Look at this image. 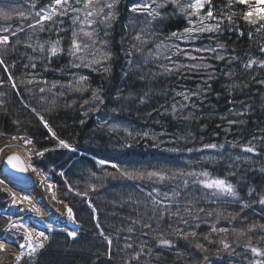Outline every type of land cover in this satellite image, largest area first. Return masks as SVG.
I'll return each instance as SVG.
<instances>
[{
  "label": "trees",
  "instance_id": "1",
  "mask_svg": "<svg viewBox=\"0 0 264 264\" xmlns=\"http://www.w3.org/2000/svg\"><path fill=\"white\" fill-rule=\"evenodd\" d=\"M32 2L0 0V7H5L12 16L7 21L0 18V29H14L21 24L25 27V31L15 37L0 31V35H9L13 42L16 39L21 41L18 45H10L3 57L9 66L8 71L5 72L4 66L0 65V93H3L0 95V148L5 142L13 141L12 137L24 136L33 141L32 145H27L32 152L49 149L43 157L33 155L32 163L55 183L57 199L68 203L81 224L78 236L73 240L63 232H52L50 242L39 251L34 264H128L140 247H144L145 254L138 262L133 260L132 264H248L253 257L244 245L251 237L253 246L264 248V240L258 238L264 235V231L257 228L246 236L238 237L231 229L247 231L249 225H264V205L258 202L264 197V140L260 139L264 137V83H261L264 81V68L259 64V61H264V51H261L264 29L257 32L255 29L259 25H250L241 18V12L247 10L246 6L233 0L230 8L229 0H212L214 14L220 15L219 10H222L226 16L235 11V23L229 26L225 20L220 33H204L198 39L185 42L169 39L172 32H182L189 26L185 17L174 14L169 4L160 9L161 18L152 21L149 32L154 35L147 36L149 43L137 45L142 48L137 52L131 49L133 44H137L133 36L141 28L148 27L147 21L151 18L130 11L143 0H120L118 18L112 27L105 29L97 25L100 38L108 41L106 49L112 53V59L106 62L110 72L104 73L83 66L71 67V57L67 55L71 37L68 17L59 26L67 29L59 33L63 37V54L49 62L41 58L42 55L47 56V51L44 54L33 51L38 43L54 41L58 36L56 28L32 35V30L27 28L28 21L19 18V11L34 12L50 0H37L36 9L31 8ZM29 35H32L31 40ZM161 42L177 43L192 55L204 56L205 59L192 61L181 54L172 56V60L161 56L159 59L150 58L145 63L144 58ZM28 43L32 44V48L26 47ZM218 44L224 45V49L219 51L225 57L223 60L215 59V53L192 51L196 47H216ZM47 47L45 43L46 50ZM129 49L133 52L132 56L126 55ZM129 59L133 61L132 69L127 63ZM250 59L258 63L245 69L244 64ZM173 62L208 63L213 67L193 71L181 68L165 73L163 66L175 67ZM32 63L36 64L35 68L25 67ZM9 74L17 85L16 89L8 80ZM79 76H87L90 85L83 93L60 87ZM209 76L213 78L209 79ZM32 79L47 80L49 84H29ZM54 81L58 83L55 89L39 92L41 87L50 88ZM95 89H100L104 104L100 106V111H90L85 117L83 112L91 105H81L84 100L91 101ZM200 89L204 91L198 97L192 96L190 101L184 102L187 107L173 114L172 105L183 102L182 97L175 95L176 92H197ZM60 92L64 95H53ZM141 100L144 102L141 103ZM33 108L36 112L32 111ZM36 113L48 121L59 139L67 141L76 151L57 147V140L50 138L51 133L43 127ZM185 116L189 118L185 119ZM110 125L127 129L133 136L129 137L123 130L110 132ZM16 140L24 143V140ZM249 141L255 146V153H245L240 147L248 145ZM208 144L218 147L205 148ZM99 160H106L108 164L101 167L97 164ZM111 164L128 170H205L213 177L231 182L239 199L213 196L201 185L190 183L187 188L181 185L180 196L176 198L181 212L185 206L194 205L191 215L183 213L188 223L170 215L161 220L159 211L153 212L152 198L148 197V193L158 188L171 194L170 190L180 181L154 185L147 181L128 180L119 176ZM61 171L65 174L63 177L59 175ZM93 172L96 176H92ZM106 172L114 175L106 176ZM89 184L95 185L96 191L88 190ZM68 185L74 190L69 192ZM77 191H88V195L86 198L77 196ZM8 198L0 189V210L6 207ZM89 200L96 207L95 216L99 217L105 235L113 240L110 248L104 237L98 234ZM244 203L250 206L244 208ZM201 208L203 212L198 211ZM175 210L174 204L172 211ZM217 211L224 215L217 216ZM229 213L232 215L229 216ZM197 216L199 219H196ZM133 221L138 223L133 224ZM144 223H150L152 228L143 227ZM213 224L217 229H229L226 240L235 248L231 255L219 251V241L225 234L213 233ZM128 227L134 229L133 233L127 232ZM177 229L195 231L197 237L183 239L176 234ZM157 233L172 241L171 247L160 245ZM196 243L204 245L208 251L196 248ZM126 244L133 246L126 249ZM149 249L150 255L147 254ZM22 264H30V260L25 259Z\"/></svg>",
  "mask_w": 264,
  "mask_h": 264
},
{
  "label": "snow or ice",
  "instance_id": "2",
  "mask_svg": "<svg viewBox=\"0 0 264 264\" xmlns=\"http://www.w3.org/2000/svg\"><path fill=\"white\" fill-rule=\"evenodd\" d=\"M120 3V0H50V2L46 4H42L38 10L34 12H24L19 11L18 16L23 21H28L27 28L32 30V35H35L37 32L43 33L45 31H51L53 28L57 30L58 38L54 41H46L45 43L48 45L47 50L45 48V43H38L37 48H33V51H39L41 54H44L47 51V56L44 57L42 55V59L46 58L49 62L53 57H57L60 54H63L65 49L62 47L63 37L59 36L60 32L67 31L64 27H59L64 24V18L68 17L71 21V37L69 41V46L67 49V55L71 57V67H88L93 71H102L104 73L110 72V66H107V61L112 59V53L106 49L108 41L106 39H101L99 35V28L97 25H102L105 29H109L112 27L113 22L118 18L117 8ZM233 0H229L228 6L231 8ZM235 3L239 5L246 6L247 10L241 12V18L246 21L250 25H259L255 30L257 32L264 29V7H259V5H264V0H255V4L252 3V0H235ZM172 5L174 9V14H180L185 17L188 23V27L184 28L182 32H172L169 39L175 40H183L185 42L198 39L204 33H220L222 31V26L227 20L228 25L231 26L235 23L233 17L236 16V12L233 11L228 15H224L222 10L220 11V15L214 14V6L212 4V0H143V3H138L135 6L131 7L130 11L134 14L145 15L146 17H150L151 19L147 21L148 27L141 28L136 35L133 36V40L137 42V44H133L131 49H136L137 52L142 51V48L137 47V45H147L149 40L147 38L148 35H154L149 32V28L151 27L152 21L161 18L160 9L165 8L168 5ZM207 7V10L205 11ZM32 9L37 8V0H33L31 4ZM195 17V19H193ZM0 18H3L5 21L12 19L11 13L6 11L5 7H0ZM3 33H9L11 36H18V33L24 32L25 27L23 24L16 28L12 27H3L0 29ZM244 33H241L243 35ZM32 35L28 36V39H32ZM108 33L105 31V36ZM20 44V39H16L14 42L10 40L9 35H0V65L4 66V71H8V65L5 64L3 57L8 53L9 46L12 44ZM99 44V46H97ZM26 47L32 48V44H26ZM129 49L126 52L127 56H132L133 52ZM224 49L223 44H218L216 47H196L192 49V51L197 53H215V59L223 60L225 57L219 54V51ZM261 51H264V47H261ZM167 53H171L168 55ZM181 54L186 55L187 59L192 61H203L205 59L204 56H196L192 55L186 49H182L179 44L172 43L168 44L165 42H161L156 45L155 50L153 52H149L148 55L144 58V62L147 63L148 60L151 59H159L161 56L164 59L172 60V56H179ZM130 69L133 67V61L129 59L127 61ZM175 64V62H173ZM258 61L254 59H250L247 63L244 64L245 69L252 68L253 65L257 64ZM260 67L264 68V61H259ZM100 65L101 67L96 68L94 66ZM35 68L36 64L32 63L31 65H25V67ZM213 65L208 63H194V64H175V67H169L167 65L163 66L165 73H172L181 68L187 69L188 71L200 70V69H210ZM230 75V74H229ZM212 76H209V79H212ZM8 80L12 82V88L16 89L17 85L15 81L12 79L11 74L8 76ZM87 76H79L73 77V81L67 85H60V87L68 88L74 92L83 93L90 86L88 83ZM29 84L32 83H42L49 84L47 80H29ZM207 83V82H205ZM264 83V81H261ZM58 86L57 82H51V87L46 89L45 87H41L39 92L44 93L45 91H51ZM210 88V85H208ZM18 90V89H17ZM204 90L200 89L197 92H176L175 95L183 98V102L178 101L172 105V112L176 114V112L183 110L188 106L187 103L191 100L192 96H199ZM3 95V93H0ZM53 95L63 96L64 93H53ZM141 103L144 101L141 100ZM53 105L55 104V100L52 101ZM75 101H73V104ZM90 104L91 106L83 112L85 117L88 116L90 111H100V106L104 104V98L100 93V89H95L92 92L91 101L84 100L83 105ZM195 105H193L194 107ZM33 112H36V109H32ZM40 122L43 124V127L51 133V137L57 140V147L67 149L69 151H76L75 148L72 147L67 141L63 139H59L56 136V133L53 132L52 128L49 126L48 121L44 119L42 115L36 113ZM239 115H242L240 113ZM188 119V116L184 117ZM84 121H81L83 123ZM229 123H238V121H230ZM239 123H243L239 121ZM125 131L129 137L133 136L131 131L127 129H121L118 125H110L108 127V131L110 132H118ZM144 136H148V133H144ZM13 140L21 139L24 140L25 145H32L33 141L30 138H25L24 136L20 137H12ZM260 139L264 140V137ZM233 147H237L236 144L232 145ZM131 147V145H128ZM209 149H217L216 144H208L204 146ZM223 148V145L219 146ZM243 152L245 153H255L256 148L249 141L248 145H241ZM54 150V149H52ZM45 151H50L49 149H45L44 151H35L29 152L28 158L31 159L32 155L43 157L45 155ZM259 155V153H256ZM237 160H240L241 157H236ZM4 162L9 165L12 169L20 173H27L29 169L31 172L37 175H42L39 170L27 163L25 160L21 159L19 155L13 154L5 157ZM97 164L101 167H104L108 164L106 160H99ZM111 167L116 169V173L119 174L122 178L133 180V181H147L151 182L154 185H165L171 184L174 181L179 180L180 183L176 184L171 190V194L169 191H161L158 188H153L152 191L148 193V197H151V204L153 205L154 214L159 211L160 219L162 220L165 215L179 217L182 222L188 223L187 220H184L183 213L188 215L192 214V206H185L183 209V213L181 212L179 203L177 201V197L180 196L181 185L183 188H187L190 183L201 185L204 189L210 190L211 195L216 197L226 196L231 197L233 199H239L238 193L236 191L235 186L227 181L226 179H222L219 177H213L208 171H185L184 169H155V170H141L134 169L128 170L126 168H122L117 164H111ZM234 174V173H230ZM60 176H64V172L61 171L59 173ZM106 176L114 175L113 173H105ZM92 176H96L93 172ZM48 179L47 176H43V180L46 181ZM99 179V177H97ZM51 188L52 186L49 185ZM74 189L71 185H68V191L71 192ZM88 190L96 191V186L89 184ZM77 196H81L86 198L88 195V191H84L83 193L77 191L75 193ZM155 194V195H154ZM11 200L13 202H23L27 201L29 204L32 203L30 198L24 197L23 201L14 193L11 194ZM168 201V203H165ZM261 205H264V197L260 198L258 201ZM59 203H63V201H59ZM89 207L92 208V212L94 214V218L96 219V227L99 229V235L104 237L107 241L109 248L111 247L113 240L110 236L105 235L104 229L101 228L99 217L95 216L96 207L92 204V202L88 201ZM176 205V210L172 211L173 205ZM250 205L247 203L243 204L244 208L249 207ZM33 211L39 214V209H33ZM68 217L72 220L73 223L76 222V218L73 214V210L71 207L66 209ZM198 211L203 212L204 209H199ZM217 216H223L222 212L217 211ZM211 215V213H209ZM232 214L229 213V216ZM196 219H199L197 216ZM138 223V221H133V224ZM145 228H152L150 223H144L142 225ZM198 227V225H196ZM12 227L17 231H22V239L27 240L26 245H20V247H26L28 249V256L32 257L33 254L37 252L38 249H43L45 244L44 242L49 239V237L45 234V232L40 231L37 232L35 229L28 227L25 224H13ZM52 226L49 225V229L51 230ZM257 228H260L264 231V225L252 224L247 227V231L244 229H231L238 237L246 236L248 232H254ZM134 229L132 227L127 228V232L133 233ZM211 231L213 233H217V235L223 233L225 236L220 239L219 244L221 245L219 251L228 252L229 255L235 252V248H233L232 244L228 243L226 240V234L229 232L228 228L221 227L217 229L216 225L213 224L211 227ZM147 233H145L146 235ZM176 234L181 236L183 239H188L192 237L195 239L197 237V232H184L182 229H177ZM69 236L75 239L77 233L69 232ZM209 237H205L208 239ZM259 239L264 240V235L259 236ZM36 241L34 244L33 241ZM158 243L160 245L171 247L172 241L163 238V235L157 233ZM251 237H249L248 242L244 245L245 248L250 250V254L253 259L248 260V264H264V248L259 246H253L251 244ZM211 242V241H210ZM132 244H126L125 248H132ZM3 245H0V250H3ZM195 247L200 249L201 251L207 252L208 249L204 247V245L196 243ZM144 253V247H140V251L136 252L132 255L131 259L128 261V264H132V261H139L141 255ZM147 254H151V249H149ZM22 256H17V261L22 259ZM109 258L111 256L109 255ZM205 259H207L205 257ZM30 264H34V261L30 260Z\"/></svg>",
  "mask_w": 264,
  "mask_h": 264
},
{
  "label": "bare ground",
  "instance_id": "3",
  "mask_svg": "<svg viewBox=\"0 0 264 264\" xmlns=\"http://www.w3.org/2000/svg\"><path fill=\"white\" fill-rule=\"evenodd\" d=\"M5 151H17L28 156L25 146L17 142L7 145ZM32 174L34 177L32 198L30 199L32 203L29 204L27 201H23V198L27 196L12 191V194L14 193L23 201L20 203L15 202L20 207L19 215L17 217L0 216V245L4 246L3 250H0V264H21L22 260L28 255V249L20 247L22 244L26 245L27 240L21 238L22 231H17L12 227L14 223H28V227L35 229L37 232L43 231L48 237L56 228H62L67 233H77L78 231L77 221L73 223L67 215L66 209L68 206L58 205L55 202L52 187H49L51 184L47 180H43V175ZM0 185L8 187L1 175ZM33 209H39V214ZM49 225L52 226L51 230ZM47 241L44 242L45 245ZM33 243H36L35 239ZM17 256L23 258L17 261Z\"/></svg>",
  "mask_w": 264,
  "mask_h": 264
},
{
  "label": "water",
  "instance_id": "4",
  "mask_svg": "<svg viewBox=\"0 0 264 264\" xmlns=\"http://www.w3.org/2000/svg\"><path fill=\"white\" fill-rule=\"evenodd\" d=\"M8 143V142H7ZM7 143L4 144L7 145ZM19 155L21 159L25 160L27 163L31 164V160L28 158V156L23 155L20 152L13 151V152H4L0 159V174L3 177V179L6 181V184L8 187L5 189L7 193L10 195L12 194V191L15 192H21V193H30L33 191V183H34V177L31 173V169L27 173H20L16 171L15 169H12L9 165H7L4 162V159L8 155ZM58 205H66V203H59L57 201ZM60 231H64L62 229H59Z\"/></svg>",
  "mask_w": 264,
  "mask_h": 264
},
{
  "label": "rangeland",
  "instance_id": "5",
  "mask_svg": "<svg viewBox=\"0 0 264 264\" xmlns=\"http://www.w3.org/2000/svg\"><path fill=\"white\" fill-rule=\"evenodd\" d=\"M255 0H252V3ZM259 7H264V5H259ZM48 181L53 183L49 178ZM27 197H31L30 195H27ZM20 207L9 205V207L6 209V211H3V215L6 217H17L19 215ZM28 226V223H23ZM27 259L34 261L36 259V253L33 254L32 257L26 256Z\"/></svg>",
  "mask_w": 264,
  "mask_h": 264
}]
</instances>
